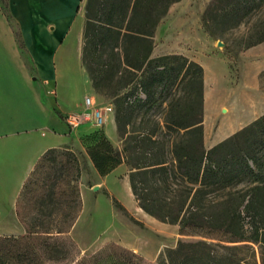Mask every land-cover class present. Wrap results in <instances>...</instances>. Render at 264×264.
Instances as JSON below:
<instances>
[{
    "label": "trees",
    "instance_id": "trees-1",
    "mask_svg": "<svg viewBox=\"0 0 264 264\" xmlns=\"http://www.w3.org/2000/svg\"><path fill=\"white\" fill-rule=\"evenodd\" d=\"M177 1H87L82 63L96 88L112 81L121 64L131 71L121 88L131 84V91L144 93L138 99L128 96L131 116L142 106L152 108L159 89L168 91L180 84L194 89L202 106L203 66L180 53L152 56L155 30ZM249 1L237 0V5ZM106 49L116 56L114 70L107 69L103 60ZM181 110L169 105L164 123L167 133L158 136L157 127L145 129L131 135V142L126 138L123 149L116 148L103 133L94 132L84 139L90 141L87 154L100 175L111 173L131 158L129 176L139 206L163 221L177 222L181 234L221 242L264 243V236L260 239L264 226L255 225L253 234H246L241 209L245 195L229 190L245 180L264 182V114L207 149L202 115H182ZM117 123L122 129L118 117ZM80 156L81 152L64 146L49 148L38 159L16 203L25 233L0 235V264L58 263L71 256L76 244L69 234L83 208L78 186ZM113 201L123 208L116 198ZM222 246L227 251L206 240L181 241L162 253L158 264H259L239 257L235 247ZM74 264L151 263L114 243Z\"/></svg>",
    "mask_w": 264,
    "mask_h": 264
},
{
    "label": "rangeland",
    "instance_id": "rangeland-1",
    "mask_svg": "<svg viewBox=\"0 0 264 264\" xmlns=\"http://www.w3.org/2000/svg\"><path fill=\"white\" fill-rule=\"evenodd\" d=\"M87 1L84 0L81 6L84 16L82 33L87 20ZM0 13L7 19V27L21 44L19 27L9 17L7 0H0ZM77 28L76 24L72 36L55 55V65L61 76L60 85L62 89L65 88L67 95L63 99L50 96L54 107L57 110L61 107L64 110H74L75 107L82 110L88 95L93 97L95 106H111L112 110L106 113L105 122L101 126L92 120L85 122L94 125L93 128L81 133L78 143L67 145L77 153L81 152L82 170L78 186L83 208L69 234L76 248L71 250L68 259L49 264H74L82 258L89 259L114 243L133 250L151 264H158L162 253L186 240H206L221 251H227L222 245L235 247L238 256L245 261L256 260L261 264L264 254V243L261 241L221 242L198 234H181L177 222L163 221L146 212L139 206L132 191L129 176L131 158L111 173L100 175L87 154L86 146L90 141L84 142V139L98 131L116 148L123 149L126 138L131 142V135L136 136L145 129L157 127V134L161 136L167 133L164 123L169 115V105H176L178 109L183 108L182 115H202L204 144L208 149L262 116L264 0H250L245 6H238L237 0H179L170 6L160 20L154 34L152 56L180 53L199 62L204 69L202 106L196 91L189 85L180 84L168 91L159 89L157 101L152 108L142 106L131 116V104H126L128 96L131 99L144 96L141 90L131 91V84L121 88L131 76V71L121 64L115 70L112 81L99 88L94 86L92 80L90 84L80 58L84 38L82 36L80 56L74 40ZM2 50L0 40V134L7 133L0 137V144L6 146L0 149V231L20 233L24 227L15 222V204L20 183L13 171L20 161V155H24L22 149L25 144L18 132L28 122L40 120L41 115L29 98L18 71L3 58ZM112 53V49H106L103 60L107 63V69L114 70L117 61ZM31 70V81L43 92L46 102L42 76L37 70ZM89 110L86 108V111ZM117 117L120 118L122 129L118 126ZM110 122L114 123L112 132L108 130ZM229 190L245 195L241 209L246 234L251 236L255 225L264 226V182L245 180L231 185ZM113 198L123 208L117 206ZM263 236L262 231L260 239Z\"/></svg>",
    "mask_w": 264,
    "mask_h": 264
},
{
    "label": "crops",
    "instance_id": "crops-1",
    "mask_svg": "<svg viewBox=\"0 0 264 264\" xmlns=\"http://www.w3.org/2000/svg\"><path fill=\"white\" fill-rule=\"evenodd\" d=\"M7 2L9 17L19 27L21 44L17 42L16 35L7 27V19L0 13L2 56L18 71L29 98L35 103L38 114L41 115L40 120L28 122L18 132L25 145L22 149L24 155H20V161L13 171L20 183L17 203L23 185L41 155L52 147H64L78 143L80 134L89 131L94 125L85 123L76 128L71 127L66 121V116L70 113L85 111L86 106L82 110H77V107L74 110H64L62 107L57 110L50 97L55 95L59 99L66 98L67 91L60 85L61 76L55 65V55L58 50H62L66 40L72 36L73 28L77 24L74 40L80 56L84 23L81 6L84 0H7ZM31 69L37 70L42 76V84L47 94L46 102H44L43 92L41 93L39 87L34 86L31 81ZM83 70L86 79L91 84L89 74L85 68ZM113 129L114 123L110 122L109 132ZM4 134L7 133L0 134V137ZM2 148L6 146L0 144V149ZM18 152L21 153V150ZM15 216V222L24 227L17 216L16 204ZM24 233L25 227L20 233L0 231V235L19 236Z\"/></svg>",
    "mask_w": 264,
    "mask_h": 264
},
{
    "label": "built area",
    "instance_id": "built-area-1",
    "mask_svg": "<svg viewBox=\"0 0 264 264\" xmlns=\"http://www.w3.org/2000/svg\"><path fill=\"white\" fill-rule=\"evenodd\" d=\"M85 106L90 110L70 113L66 116V121L71 127L79 126L89 120H92L94 123L101 126L105 122L106 113L112 110L111 106L105 108L95 106L93 97L91 96L85 97Z\"/></svg>",
    "mask_w": 264,
    "mask_h": 264
}]
</instances>
